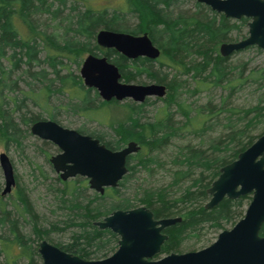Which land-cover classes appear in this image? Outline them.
I'll list each match as a JSON object with an SVG mask.
<instances>
[{
	"label": "trees",
	"instance_id": "1",
	"mask_svg": "<svg viewBox=\"0 0 264 264\" xmlns=\"http://www.w3.org/2000/svg\"><path fill=\"white\" fill-rule=\"evenodd\" d=\"M77 1H82L83 9L73 7ZM93 1L0 0V141L4 144L12 142L20 147L28 127L37 120H43L39 114L26 109L24 100L27 98L45 109L53 91L65 90L70 96L74 92L78 99L67 105L77 113L79 104L92 102L89 93L93 90L85 88L81 78L73 75L62 60H72L79 65L84 53L96 54L101 48L94 39L101 28L131 34L148 33L152 43L161 50L157 69L146 58L126 61L115 50H101L108 61L119 67L124 82H131L139 73H145L156 83L165 85V96L160 98L163 105L157 109L153 119L141 121L145 103L129 104L131 122L123 124L117 132L121 131L124 136L131 135L140 149L128 157V172L116 188H105L103 194H85L88 190L86 179L67 181L56 176L62 189L55 188L54 195L59 198V209L64 210V219L59 220V226L51 222L44 227L39 222L23 188L18 186L15 191L11 202L13 210L7 208L5 197L0 194L2 264H42L33 243L52 230L62 231L66 227L76 230L72 232L69 242H59L55 246L85 259L106 257L117 248L118 236L107 228L97 227L93 222L114 209L134 207L135 203L149 208L155 218H181L164 229L167 240L161 247V254L178 252L184 240L198 237L208 228H222L224 223L237 216L234 214L242 206V197L223 198L212 208H204L203 202L209 197L206 189L218 176L220 167L234 160L239 152L264 133L263 129L257 136L252 135L254 129L264 123V63L256 69L247 70L246 62L232 63L229 57L221 56L217 49L220 43L231 39L233 29L240 31L247 19L241 18L234 24L196 0H193V8L189 9L179 8L181 0H127L129 6L131 3L133 7H127V11L121 7H95ZM68 2L71 7L66 11ZM133 11L140 13L144 30L141 25L131 27L128 24L127 13ZM36 15L62 24L65 35L58 36L39 29L34 19ZM68 33L71 36L66 35ZM56 36L63 40L58 42ZM37 39L43 45L40 50L45 52L42 64L51 69L52 78H47L48 72L44 68L31 69L41 64ZM252 47L259 50L255 46L247 49ZM160 67H166L173 73ZM62 70L65 73H61ZM17 72L42 82V86L36 92L32 87L19 92L16 81L20 77L14 80L11 77ZM54 81L59 83L55 88ZM245 84L252 88L255 103L246 108L228 104ZM217 87L226 93L215 103L212 91ZM204 91L208 92L207 100L201 103H189L181 98L183 94L195 96ZM93 93L97 97L95 90ZM37 96L44 105L35 99ZM106 102L110 101H99L93 105L94 109L103 107ZM172 104L176 105V113L181 114L184 121L174 119L175 113L170 110ZM14 113L18 114V118L13 116ZM49 113V119L53 120V114ZM206 118L214 120L206 125ZM213 126L221 127L219 135L208 136L203 143L179 144L170 164V183L134 190L136 196L133 197L126 193L125 197L121 196L122 188L128 187L127 183L135 174L142 171L150 173L153 167L163 165L158 154L173 139L202 128L210 132ZM93 137L112 150L124 143L121 137L109 141L96 135ZM106 198L114 200L107 202ZM107 207H111V211L104 213ZM238 216L240 218L241 214L238 213ZM24 224L29 225L28 231H24ZM260 234L264 235V222ZM100 254L101 257L98 256Z\"/></svg>",
	"mask_w": 264,
	"mask_h": 264
},
{
	"label": "water",
	"instance_id": "2",
	"mask_svg": "<svg viewBox=\"0 0 264 264\" xmlns=\"http://www.w3.org/2000/svg\"><path fill=\"white\" fill-rule=\"evenodd\" d=\"M196 1L226 18L249 19L247 35L238 41L221 43V56L227 57L250 46L264 49V0ZM95 42L100 47L114 49L127 59L146 57L155 60L160 55V49L146 32L131 34L101 28L96 32ZM79 74L83 85L95 89L102 101L130 99L141 103L147 97H162L166 93L163 84L120 81L118 67L104 56L88 54L82 61ZM29 131L58 147L59 153L52 155L49 162L61 180L84 177L88 187L99 194H103L107 187L118 186L128 172L127 157L140 149L138 143L131 140L120 149L112 150L98 138L63 127L51 119L33 122ZM0 168L4 179L1 196H4L15 186L13 166L4 152L0 153ZM206 193L209 199L204 208L216 206L225 197L235 199L247 193L252 196L243 216L199 250L160 255L167 240L163 229L181 218H155L149 208L141 205L113 210L93 222L118 236L117 248L104 258L85 259L46 240L38 243V255L42 264H264V235L259 234L264 222V133L239 152L234 160L220 167Z\"/></svg>",
	"mask_w": 264,
	"mask_h": 264
},
{
	"label": "rangeland",
	"instance_id": "3",
	"mask_svg": "<svg viewBox=\"0 0 264 264\" xmlns=\"http://www.w3.org/2000/svg\"><path fill=\"white\" fill-rule=\"evenodd\" d=\"M75 2V1H74ZM82 2V1H81ZM80 1H77L73 7L77 9H83ZM127 2V3H126ZM181 7L180 9H189L193 8V0H181ZM66 11L71 7L70 2L67 3ZM93 5L95 7H102V6H108L111 9L112 8H123V10L127 7L129 9L133 8L131 7V3L129 6V3L127 0H94ZM65 11V12H66ZM69 11V10H68ZM135 11V9H134ZM127 13V22L131 27L138 25H141V16L140 13ZM73 14V13H72ZM137 14V15H136ZM218 14V13H217ZM34 19H36V23L38 25V28L46 31L47 33L51 34H57L58 36L61 34L65 35V31L62 28V24H59L48 19L46 16H35ZM65 24V23H64ZM143 25V24H142ZM141 25V26H142ZM144 26V25H143ZM142 26V30H144ZM240 31H237L236 29L231 34V39H229L226 42L229 41H238L240 39H243L247 34V26L246 24L241 25ZM239 32V33H238ZM140 32L139 34H142ZM68 36H71V33L66 34ZM56 36L58 42L62 41L63 39H59L60 37ZM244 36V37H240ZM67 36H65L66 38ZM95 40V39H94ZM38 47L37 49L40 50L43 48L42 43L40 42V39L36 40ZM102 50L104 48L100 47ZM220 48V44L218 45V53ZM258 48V47H257ZM98 49L99 51L96 52V55H102V50ZM88 55V53H84L82 57L80 58V64L76 65L71 60L64 59L62 60L63 63H66L67 66H69V69L71 70L73 75H78L79 70L82 64L83 59ZM39 58L41 59V64L31 68L32 71H36L40 68H44L48 72L47 78H52L53 75L50 73V68L46 64H42V59L45 56V52L40 50L38 54ZM229 60L232 63H245L247 66V70L249 69H256L260 67L264 63V49L257 50L254 47L252 48H245L243 50H239L236 52H233L229 56ZM159 59L156 58L154 61H152V67L154 69H157L159 67ZM5 64V62L3 63ZM6 65V64H5ZM64 68V67H63ZM161 70H165L167 72H171L170 69L166 67H160ZM129 70V69H128ZM133 70V69H131ZM134 71V70H133ZM135 72V71H134ZM61 73H65V71H61ZM173 73V72H171ZM17 76L20 77V79L17 78ZM12 79H16V84L18 88L17 90H26L28 87H32L35 92L38 90L39 87L42 86V82L36 81L34 79H31L30 77H26L25 75L20 74L17 72L16 74L11 75ZM81 78V77H80ZM82 81V78H81ZM124 82V80H121ZM127 83H134V84H148V83H156L151 79L148 75L145 73H139L137 76L134 77L131 82ZM59 83L56 81L53 82V88H55ZM160 84V83H157ZM83 85V84H82ZM84 86V85H83ZM85 88H88L84 86ZM15 88V89H16ZM92 89V88H90ZM93 90V89H92ZM94 91V90H93ZM93 91H90L89 97L92 99V102L79 104L80 109L77 112L72 111L71 108H69L68 102H74L78 99V96H75L74 92L71 94V96L64 91H53L50 96L48 103L46 104L47 108L43 109L38 106H36L31 98H27L24 100L26 109L39 114V118L43 120H48L50 118V113L53 114V121L57 122L63 127L75 129V130H82L86 134L90 135H96L102 138L105 141H109L112 139H117L119 137L122 138L124 143L121 147H123L128 141H135L131 135H123L119 128L122 127L123 124H127L131 122L130 116L131 111L128 106L129 104L137 105L138 103L131 101L130 99H124L122 101H110L106 102L103 107H100L99 109H94L93 105H96L101 101L100 96L94 97ZM96 91V90H95ZM252 88H250V85H244L241 87L237 93L233 95L232 98L228 101V104L230 105H236L237 107H247L249 104L255 103L254 93L251 92ZM20 92V91H19ZM97 93V91H96ZM214 94L212 100L217 103L219 102V97L221 98V95L226 93L225 90H223L221 87L216 88L212 91ZM208 92L204 91L203 93H200L198 95H187L183 94L181 98H185V100L189 103H201L207 100ZM22 95V94H21ZM165 96V95H164ZM156 98L155 96H151L146 98L147 100L144 102L145 106L142 108L144 111L142 113L141 121H148L151 118L153 119L157 109L163 105V101L160 100V98ZM37 101H40L43 104V100L37 96L35 98ZM140 104V103H139ZM11 106V105H10ZM170 110L172 113H175L174 119L179 121H184V117L176 113V105L172 104L170 106ZM24 111V110H23ZM22 111V112H23ZM13 116L15 118H18V114L14 113ZM214 118H206V125L210 124ZM209 122V123H208ZM23 126V125H22ZM210 132L203 131L202 129H197L195 131L187 132L177 139H173L170 145H168L166 148L161 151L158 156L160 161L162 162L161 167H153V170L149 173L142 171L137 174H135L134 178L130 180L127 183V188L123 189L121 191V196L125 197L126 194L129 195V197L136 196L133 192L134 190L138 191L143 188L151 189L155 187H159L160 185H166L171 182V170H170V164L171 160L176 154L178 150L179 144H198L203 143L206 141L208 136H216L219 135L221 132V127H215ZM22 128V127H21ZM30 126L28 127V133L23 136V140L21 143V146H17L14 143H8L4 144L3 141H0V153L4 152L9 157L11 164L13 166L14 171V177H15V186L12 188L11 192L9 194L4 195L5 199L4 202H6V206L8 209L12 210L14 209L12 207V200L14 198L15 191L17 190L18 186L20 188H23V191L29 201L31 202L34 211L37 214V218L39 219V222L43 224L44 227H48L49 223L53 222L55 224H58L59 226V220L64 219V210L59 209V198L54 195V189L60 188L62 189L61 183H59V180L56 179V173L54 172L51 164L49 163V158L57 153L56 146L48 141L42 140L38 138L37 136H34L29 131ZM264 129V123L254 129L252 135L257 136L261 133V131ZM196 132V133H195ZM137 142V141H135ZM139 145V144H138ZM196 176V174L194 175ZM83 179H86L82 177ZM81 178V179H82ZM73 179H80V177H76ZM72 180V179H69ZM67 180V181H69ZM88 184V183H87ZM88 186V185H87ZM4 187V179L2 170L0 168V194ZM82 192V191H80ZM95 192L94 190L90 189L88 187V190L85 191V194ZM126 193V194H125ZM209 197L203 202L205 204L208 201ZM114 199L106 198L105 201H113ZM134 207L141 206L139 203H135ZM247 203H245L243 206L239 207L238 210L235 212L234 215H237L236 217H233L231 220L224 223L222 228L218 229H205L203 232H201L198 237H191L183 241L182 246L179 247V253L180 252H187V251H196L203 247L208 246L210 243H212L219 232H221L224 229H230L232 225L239 219L238 213L241 214V216L244 214L245 208ZM115 210V209H114ZM104 213H107L111 211V207H107L105 210H103ZM102 217H100L98 220H100ZM29 225L24 224V231L29 230ZM76 228H70L66 227V229L59 231V230H52L48 232L45 237H41L40 240H37L35 243H33L34 247H38V243L41 240H46L47 242L51 244H56L61 242L62 244H66L69 242V239L71 237V234L73 231H75ZM38 253V252H37ZM110 255V254H109ZM101 257V254L98 255ZM39 257V256H38ZM104 258V257H103ZM98 259V258H94ZM101 259V258H99ZM39 261L41 262V259L39 257ZM4 262L3 254L0 252V264ZM42 263V262H41Z\"/></svg>",
	"mask_w": 264,
	"mask_h": 264
},
{
	"label": "flooded vegetation",
	"instance_id": "4",
	"mask_svg": "<svg viewBox=\"0 0 264 264\" xmlns=\"http://www.w3.org/2000/svg\"><path fill=\"white\" fill-rule=\"evenodd\" d=\"M206 6V5H205ZM208 7V6H207ZM209 8V7H208ZM210 9V8H209ZM211 10V9H210ZM218 14H220V15H222L223 16V14L222 13H218ZM224 17V16H223ZM226 18V17H225ZM242 18H245V17H242ZM227 19H230V18H227ZM241 19V18H240ZM240 19H230V22H232V23H238V21L240 20ZM247 19V18H246ZM248 20L249 19H247V22H248ZM247 22H246V26H247ZM233 31H234V29H233ZM229 42H232V41H229ZM221 44V43H220ZM103 48V47H102ZM107 50H114V49H112V48H104V50L103 51H107ZM117 52V51H116ZM160 52H161V50H160ZM118 53V52H117ZM120 56H122L124 59H126V61H131V60H135V59H138V58H146V57H137V58H135V59H127L126 57H124L122 54H120V53H118ZM232 54V53H231ZM94 55H96V54H94ZM230 55V54H229ZM228 55V56H229ZM97 56H104V57H106L105 55H97ZM107 58V57H106ZM146 59H148V58H146ZM148 60H151V59H148ZM151 61H154V60H151ZM110 62V61H109ZM113 63V62H112ZM116 65V64H115ZM117 66V65H116ZM118 67V66H117ZM118 69H119V67H118ZM120 72V71H119ZM121 74V73H120ZM122 80V78H120V81ZM161 84V83H160ZM166 88V87H165ZM93 89V88H92ZM93 90H95V89H93ZM98 94V93H97ZM99 96V95H98ZM154 97V96H153ZM156 97V96H155ZM148 98V97H147ZM156 98H158V97H156ZM147 99H145L143 102H145ZM111 101V100H110ZM114 101H116V100H114ZM143 102H141V103H143ZM139 104V103H138ZM78 131V130H77ZM87 135H89V134H87ZM91 136V135H90ZM93 137V136H92ZM96 138V137H95ZM49 142V141H48ZM101 142V141H100ZM102 143V142H101ZM56 146V145H55ZM107 147V146H106ZM121 148V147H120ZM120 148H118V149H120ZM56 149H57V153H55V154H58L59 153V149H58V147L56 146ZM243 151V150H242ZM54 154V155H55ZM132 155V154H131ZM130 156V155H129ZM128 156V157H129ZM128 157H127V159H128ZM237 157V156H236ZM127 161V160H126ZM50 163V162H49ZM127 163L128 162H126V165H127ZM127 169H128V165H127ZM55 172V171H54ZM56 173V172H55ZM56 175H57V177L59 178V173H56ZM126 175V174H125ZM124 175V176H125ZM76 177H80V176H75V177H72V178H68L67 180H69V179H73V178H76ZM80 178H82V177H80ZM87 180V179H86ZM107 188H110V187H107ZM251 196H252V193H247V194H245V195H241V196H239V197H236L235 199H238V198H240V197H242L243 198V201H242V206L245 204V203H247V205L249 204V202H250V200H251ZM226 198V197H225ZM229 199V198H228ZM247 205H246V208H247ZM131 208H133V207H131ZM246 208H245V210H246ZM127 209H129V208H127ZM116 210V209H115ZM113 211V210H112ZM245 212V211H244ZM243 216V215H242ZM242 216H240V218L242 217ZM176 217V216H175ZM179 217V216H178ZM163 218H166V217H163ZM239 218V219H240ZM238 219V220H239ZM237 220V221H238ZM236 221V222H237ZM235 222V223H236ZM234 223V224H235ZM233 224V225H234ZM263 224V223H262ZM232 225V226H233ZM163 231H164V229H163ZM162 231V232H163ZM259 234H260V231H259ZM261 235V234H260ZM113 253V252H112ZM172 253V252H171ZM174 253H179V252H174ZM181 253V252H180ZM169 254V253H168ZM160 255H166V254H161V252H160ZM160 255H158V256H156V257H159Z\"/></svg>",
	"mask_w": 264,
	"mask_h": 264
}]
</instances>
